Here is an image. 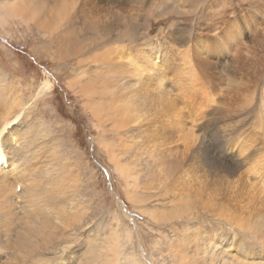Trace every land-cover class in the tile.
Instances as JSON below:
<instances>
[{"label": "bare ground", "instance_id": "obj_1", "mask_svg": "<svg viewBox=\"0 0 264 264\" xmlns=\"http://www.w3.org/2000/svg\"><path fill=\"white\" fill-rule=\"evenodd\" d=\"M153 1L3 0L0 1V21H5L6 24L7 18H10L36 24L44 36L51 38L58 36L59 48L55 53L64 54L63 48L74 44L73 22L79 20L82 27L94 33V37L85 44L74 46L78 54L86 49L93 51V45L100 41L102 32L107 26L113 25L112 19L117 17L119 27L123 28L119 40L103 46L101 52L96 54L91 52L93 55L89 58L79 59L77 63L81 69L71 81V85H81L86 76H91L90 72L93 68H97L95 70L97 74L100 71L107 73L105 69L116 67L125 70L124 72L129 74H124L120 78L123 81L120 84H123L121 88H124V92L121 90L127 99L122 101V95L116 97L122 101L117 104L116 100L109 97L110 95H106L111 100H99L100 102L94 103L93 107L101 119V126L107 119H102L105 114L106 117L112 114L115 123L110 126V132L116 134L119 128L125 129L131 123L128 118L131 117V112L136 110L135 107L144 105V100H149L162 114V117L156 121L169 129L150 133L138 131L139 129L133 131L130 134L131 140L128 141L127 138L126 140L134 142L140 150L144 148L148 152V157L145 156L146 161L141 159L144 163L140 161H136L135 164L130 163L132 167L122 162L121 164L117 162L120 169L116 167L126 180H130L132 176L136 180L140 174L134 170L140 162L145 165L151 180H157L160 185L170 180L169 188L173 197L176 201L178 199L184 203L181 211L179 209L180 213L173 209V212L164 213L165 218L176 219L181 215L190 220L203 210L216 213L226 222L229 232L221 226L207 231L205 226L193 224L186 232L183 244L170 246L177 247L175 250L177 259L185 260V264H248L242 260L226 262L224 250L230 255L248 261L264 263V252L247 250L248 245L254 246L256 243H260L264 248V165L260 168V164L254 167L252 183L245 182V178L240 174L235 176L229 166V159L237 152L236 147L240 148L237 156L241 161L252 159L255 161L259 155L257 153L264 149V87L261 94H258L264 80V0H249L248 13L242 18L232 13L237 11L236 4H239V1L213 0L205 7L203 16L189 28L178 24L171 25L167 32L168 39L163 37L165 43L157 41L159 44L155 45V42L152 44L146 41L142 44L139 38L137 39V24L138 21L143 20H140V17L143 18L146 7ZM155 4L156 7L158 6L157 10L167 16L175 11H187L191 5L187 0H157ZM227 8L230 12H226ZM167 9L169 11H166ZM218 9L224 10L225 15L217 17ZM258 27H262L261 30H258ZM159 31L161 33L164 31L162 25ZM183 45H186L185 48ZM169 46L183 51L180 63L171 62L169 65V57L164 52V47L170 49ZM68 50L72 52V48ZM155 53L157 56H154ZM168 65L169 69H165ZM0 81L4 84V87L0 85L2 104L0 113L6 111L4 117L0 116L3 118L2 121L0 120V246L10 249H0V252H3L0 253V264H51L52 262L54 264L58 261L60 262L58 264H130L128 260L120 262L118 257L114 258V253L109 252L113 246L117 247L119 242L118 234L114 232L116 228L111 229L108 237L105 236L101 244L97 236L102 233L96 234V237L89 234L91 240L87 246L83 245L82 250L78 247L74 249L69 247L67 251L62 249L64 243L75 238V232L70 230H75L73 226L77 214L65 210L63 205L57 208L49 207L48 209H51L49 212L42 211L37 203L42 195L43 181L36 176V173L27 172L24 164H21L23 168L19 164L26 158L22 153L25 152L22 136L27 130H32V123L30 122L25 130L14 129V126L18 127L26 118V113L25 110L22 112L24 107H21L18 100L10 101L5 82ZM105 81L106 79L103 83ZM94 83L95 80L86 82L83 90L90 97H94L97 92L95 89H98L95 88ZM50 87L51 82L46 81L45 88ZM3 89L4 94H2ZM99 93L103 95L101 90ZM257 99L262 101L261 110L257 115L260 122L257 131L247 126L246 122H242L240 126L229 127L228 121L233 117L254 116V102ZM134 101L138 103L133 106ZM138 111L140 110L135 112ZM136 117L142 120L141 116ZM245 127L249 128L246 132ZM47 128L36 127L38 136H48L51 132ZM106 129L109 130L108 127ZM241 136L242 138L237 142ZM208 137H211L213 142H210ZM118 138L125 139L121 135ZM120 140L117 143L121 144ZM242 145L246 147L243 148ZM114 146L116 148V145ZM122 147L127 149L128 145L124 144ZM111 149L114 150L113 147L109 150ZM225 149L227 154H231L228 158H225ZM115 155L112 156L118 161ZM261 160L264 164V158ZM57 175L61 176L59 172L54 176ZM54 176L48 177L46 190L59 188V179ZM225 195L229 199L239 200L241 207L247 210L240 212V217L237 214L236 216L227 214L224 210L226 204L221 202ZM231 239L238 242L240 249L251 255L247 256L238 249L229 248L225 242ZM75 258L78 260L77 263ZM133 259L129 260L138 261Z\"/></svg>", "mask_w": 264, "mask_h": 264}, {"label": "rangeland", "instance_id": "obj_2", "mask_svg": "<svg viewBox=\"0 0 264 264\" xmlns=\"http://www.w3.org/2000/svg\"><path fill=\"white\" fill-rule=\"evenodd\" d=\"M187 1L192 5H190L189 10L175 11L168 16L162 15L160 13L161 11L157 10L158 6H155L157 0H154L153 3L150 2L142 15L143 18L140 17V20H143L138 21L137 39L139 38L142 44L146 41H149L152 44L156 43L155 45H157L158 42L163 43V37L168 39L167 32L171 25L178 24L179 26L189 28L196 23L198 18L200 19L203 16L205 7H207V5L213 0ZM237 1H239V4H236L238 7L237 11L232 13L234 15H239L242 18L248 13L249 0ZM166 11H169V9ZM226 12H230L228 8L226 9ZM223 14L224 10L218 9L216 16L222 17ZM239 16H236V18ZM7 20L8 22L6 24L5 21H0L2 22L1 24H3L2 26L0 24V27L3 28L0 29V80L5 82L10 101L18 100L21 107H24L22 112L25 110L26 113V118L23 119L24 121L22 120L18 127L14 126V129L25 130L28 127V124L30 122L32 123V130H27L22 136L25 149V152L23 151L22 153L26 158L21 160L19 164L20 167L21 164H24L27 172L36 173V176H39L43 181L42 195L37 200L42 211L49 212L51 211V209H48L49 207L57 208L58 206L63 205L65 210L69 212L73 211L72 213L75 215L77 214L73 226L75 230H70L71 232H75V238L64 243L63 250L67 251V248L69 247H72L71 249L78 247V249L82 250L84 248L83 245L87 246L91 240L89 234L91 236L95 235L96 237V234L98 235V233H102V235L97 236L99 238L98 242L101 244L102 240L108 237L111 229L116 228L114 232L116 235L118 234L119 242L117 247L113 246L109 252L114 253V258L118 257L120 262L128 260L130 264H185V260H179L176 257L175 250L177 247L170 246L172 244H183L184 236L193 224L205 226L207 231L221 226L225 227L227 232H229L226 222L219 218L216 213H209L210 211L200 210L190 220L181 215L176 218L177 220L175 218L168 219L165 218V216L163 217L164 213L173 212L174 210L180 213L184 201H178L177 199V202L173 197L172 190L169 188L170 180H166V183L164 181V183H161V186L157 180L150 179L145 165L141 164L144 163L141 159H145L144 161H146L148 152L144 150V148L143 150H140V147L134 144V142H128L131 140L130 134L138 129V131L150 133L152 131L160 132L168 128L166 125L156 121L162 117V114L152 106L149 100H144V105H140L141 107H135L136 110L140 111L135 112L136 110H134L131 112L132 115L129 117L131 119L128 118V121L131 122L129 125L131 126L129 127L128 125L125 129L119 128V133L117 132L115 134V132H110V126L115 123V117H113L112 114L110 116L107 113V115H109L108 117H106L105 114L102 119L107 118L105 121L106 125L103 122V126H101V119L93 107L94 103L107 99L111 100V98L116 100V103H122V101H125L127 97L125 98L123 95L124 88H121L123 84H120V82L122 83L123 81L120 80V78H122L124 74L127 75L129 73H125V70H119L118 67H116L115 69H105L107 72L105 73L104 71L105 74L103 71H100L98 75L95 73L97 68H93L91 70L92 72H90L91 76H86L81 85H71V81L77 76L81 69V66L77 63L79 59L82 57L89 58V56L101 52L103 46H107L108 44L119 40L120 31H123V28L119 27V19L117 17L112 19L113 25L107 26L102 32L104 36H101L100 41L97 42V44L99 43L98 45H93V51L86 49L85 51H81V54L79 52L77 54L74 46L78 47V44H85L87 40L94 37V33L85 29V27H82L79 20H74V22H76H73L74 27L72 26L75 37L74 44H72L73 47L66 46L63 48L65 49L63 51L64 54L55 53L59 48L58 36H55L54 38L44 36L40 32L39 27L31 22L28 24L22 21L20 22L18 19L13 20L7 18ZM162 22H165V24H162ZM78 25L80 27H77ZM161 25L164 29L162 33L159 31ZM261 28L262 27H258V30H261ZM141 30L145 31L142 32ZM55 42H57V44H55ZM127 42L128 40L126 43ZM161 45L164 46V44ZM185 46L186 45H183V48H185ZM68 48L70 50L72 48V52H69ZM169 48L170 49L164 47V52L169 57V65H171V62H177L176 64H178V62L180 63V57H182L183 51L174 46H169ZM183 48L181 46L182 50H184ZM91 52L94 53L92 54ZM154 56H157L156 53ZM169 65L165 67V69H169ZM111 70H114V72ZM104 78L106 79L105 83H103L105 80ZM89 80H95V88H98L95 89L98 93L96 92L94 97H90L85 91H83L86 82H90ZM171 80L172 79H170V81ZM46 81L51 82L50 90L45 88ZM96 81L100 85L96 83ZM0 85L4 87V84L1 81ZM113 85L117 87L114 86V88ZM118 87H120L119 91ZM263 87L264 80L260 86L261 89L259 88L258 90V94H261ZM100 90L103 92V95L102 93H99ZM105 90H113L115 92H107ZM4 93L5 91L3 89L2 94ZM106 95H110L109 97L111 98H107ZM121 95L122 101H120V98H116ZM122 98H124V100ZM261 102L262 101L259 99L254 102V116L245 115L244 117H233L228 121L229 127L240 126L242 122H246L247 126H250L251 129H258L260 122L257 115L258 112H260L259 110H261ZM136 103L138 102L134 101V104L132 105L134 106ZM259 104L260 108H258ZM0 105L2 104L0 103ZM132 108L134 109V107ZM1 112L0 116L4 117L6 111ZM28 113H31V115L27 116ZM134 114L136 115L134 116ZM136 116H141L140 119L142 120H139ZM2 119L3 118H0L1 121ZM118 120L119 118L117 121ZM138 120L140 121L139 123L137 122ZM98 121L100 122L98 123ZM119 122L120 120L118 123ZM39 126L48 127L47 130L51 133H49L48 136H38L36 127ZM106 127H108L109 130H107ZM145 129L147 131H145ZM248 129V127H245V132ZM129 130H131V132ZM119 135L125 139L120 140L118 138ZM242 136L237 142L240 141ZM113 140H117V142L120 140L121 144L113 142ZM208 140L213 142L211 137H208ZM111 142L112 144H110ZM124 144L128 145L127 149H123L122 145ZM114 145L118 148L116 149ZM109 147H113L114 150H109ZM242 147L245 148L246 145H242ZM226 149L225 158H228L231 154H227ZM124 150L126 152H124ZM236 150L237 152L234 153V156L229 159L230 171L235 176L240 174L245 178V182L252 183L253 180L251 177L253 176L252 173L254 167L258 164L261 165H259V168L264 165L261 160L264 158V152H262L264 149L257 153V155H259L255 161H252L253 159L249 161L239 160L237 154L240 152V148L236 147ZM116 153L117 155H115ZM112 155H115L118 158V161L114 160L115 157L113 158ZM145 156L147 157L145 158ZM137 158H140V160ZM136 161L141 162L138 163L139 166L134 170L138 171L140 177L136 179L137 181L133 176L129 178L130 180H126L125 176L119 170V163L117 164V162H120V164L121 162L123 164H129L132 167L131 164H135ZM21 168H23V166ZM56 172H59V175L61 176H54ZM49 176H54L59 179V188H47L46 190V187H48L46 182L48 181ZM149 184L151 186H149ZM227 199L229 198L225 195L221 200V202L223 201L222 203L226 204L224 210H226L227 214H232L233 216H236L235 214H237V216L240 217L241 214L239 213L243 210H247L241 207V202L239 200L232 198L233 200L229 199L227 201ZM172 205L176 208H173ZM169 206L171 208H169ZM101 228H103L104 231ZM225 243L231 249H238L244 252L247 256L251 255L243 249H240L238 242H234L232 239ZM257 244L258 243L254 246L248 245L247 250L256 253L264 252V248L260 243ZM0 249H6V247L0 246ZM223 252L226 256V262L242 260L248 264H264L258 261H248L245 258L230 255L224 250ZM0 253L3 254V252ZM11 255L12 251L10 253V256ZM133 258L138 261H130ZM58 259L60 260L61 257ZM75 261L77 263V258H75ZM58 263L60 262L58 261L54 264ZM51 264H53V262Z\"/></svg>", "mask_w": 264, "mask_h": 264}]
</instances>
